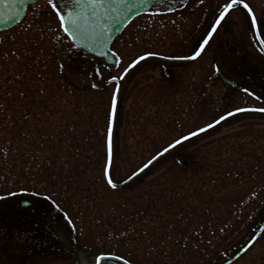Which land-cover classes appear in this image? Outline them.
Segmentation results:
<instances>
[{
    "label": "rangeland",
    "instance_id": "374dc122",
    "mask_svg": "<svg viewBox=\"0 0 264 264\" xmlns=\"http://www.w3.org/2000/svg\"><path fill=\"white\" fill-rule=\"evenodd\" d=\"M223 2L205 0L200 9L190 12L144 14L133 20L111 47L121 60L118 68H108L93 58H85L81 62L75 60L76 49L69 50L71 42L60 29L55 15L50 13L47 0H38L29 6L19 25L0 32V118H10L5 122L0 119V195L19 192L21 187L41 193L38 197H27L31 201L28 207L21 206L25 198L22 195L0 202V248L5 243L7 232L4 218L12 216L14 227H17V230H12L15 236L8 242L12 256L8 259L1 256L0 264H81L82 259L90 263L95 261V253L108 251L128 259L136 257V262L131 261L134 264H154L143 257L146 246L143 241L151 238L149 234L167 236L168 230H140L138 215L135 219L138 223L132 220L133 227L130 228L133 206L129 204L138 201L141 211L148 207L144 205L143 197H138L142 183L152 181L166 166L173 164V156L183 152H201L206 156L219 149L222 157L215 159V164L220 165L230 157L232 160L228 166L241 161L236 168L243 171L245 179L241 181L242 185L236 184L219 196L214 191L207 201L216 208L225 207L231 211L243 207V213H247V218L251 217L248 220L253 224L251 230H255L257 219L264 221V182L259 180L257 185L251 182L255 169L261 168L264 172V113L243 112L228 117L216 127L178 145L130 182V192L107 190L102 180L103 159L100 153L93 155L92 152L87 156L85 167L79 169L84 170L79 175L73 170L78 154L72 145L82 138L76 133L79 119L73 114L77 109L75 87L89 92L88 97H92V90L98 88L109 110L110 93L115 84H107V79L124 74V69L146 52L158 55L134 67L123 80L118 99L113 127V164L110 168V172L114 169L116 182L126 180L176 139L204 127L221 114L236 107H264V54L258 51V41L254 43L255 37L241 7L222 22L197 60L168 62L161 58L190 54L205 35L213 13ZM245 2L253 9L258 22L264 19V0ZM260 37L264 40V28L260 29ZM227 44L241 54L230 52ZM214 65L238 86L225 85L214 71ZM96 69H99L100 76L95 75ZM93 83H98L99 87L93 88ZM203 84L205 96L201 91ZM243 88H248L261 99L247 95ZM92 105L83 109L85 120L80 123L82 126L90 124L96 133L106 127V118L101 114L93 115ZM26 111L30 114L25 118L22 112ZM38 113L39 118L34 117ZM102 139L104 141L103 131L91 137V141ZM248 165L256 167L249 172ZM174 167L171 172L176 174ZM98 176L102 181L97 179ZM207 182L217 181L210 178ZM258 189L255 198L240 200V196H249ZM145 191L143 188L142 194ZM49 194L72 217L76 225L74 233L62 215L42 198ZM192 196L183 217V212H177L179 208L166 210L164 204H154L149 209L153 214L147 224L166 213L172 215L174 222L184 218L186 230L182 234L172 231L169 237L180 239L186 236L191 241L197 224L209 217L203 210L206 205ZM127 199L133 201L126 209L118 206L126 204ZM115 204L118 207L116 215L112 216L111 208ZM92 205L96 207L93 209ZM256 208L259 210L253 215ZM52 214L55 219H52ZM212 217L219 221L226 218L236 221L227 214L223 218L219 209ZM108 219L118 223L119 232L113 226L105 225L109 223ZM33 221L41 226L49 224L58 241L49 238L43 243L40 233L34 231ZM42 231L41 228L39 232ZM125 231L128 232L126 238L122 235ZM249 232L252 231L249 229ZM243 236V231L239 230L229 238L237 242ZM114 237H119V243L114 241ZM202 237H196L199 246L188 253L195 264H202L200 258L209 254L202 245ZM218 237V233H212L213 245ZM245 253L237 264H251L264 259V238H258Z\"/></svg>",
    "mask_w": 264,
    "mask_h": 264
},
{
    "label": "trees",
    "instance_id": "16d2710c",
    "mask_svg": "<svg viewBox=\"0 0 264 264\" xmlns=\"http://www.w3.org/2000/svg\"><path fill=\"white\" fill-rule=\"evenodd\" d=\"M77 54L75 60H78L80 62L85 61L84 59L86 58V55L84 53H81L79 55ZM75 91L76 95L74 96V98H76L75 105L77 106V109L73 111V114L79 119L78 125L76 126V133L77 135H79V137L81 136L82 138L77 140L72 145V149H74L75 154H78V157L76 159L77 163H75V166H73V170L78 175L82 173L84 168L81 171H79V169L82 166L85 167V161L87 159V156L93 152V155H95L96 153L101 154L103 159V171L106 159V135L108 127L109 110H107L104 96L102 92H99L100 90H98V88L92 90V97H88L89 92H87L86 90H82V88H80L79 86L75 87ZM95 99L99 101L94 102ZM90 105H92V108L94 110V112L92 111L93 115L96 114L97 116V114H101L106 118V127L102 130L99 129L96 133H94L95 128L93 126H90V124H87V126H82L80 123L85 120L83 116L85 112L83 109ZM29 114L30 111L22 112V116L25 118ZM38 115L39 113L34 114V117L39 118ZM0 119L5 122L8 121L10 118L8 119V117L5 116ZM102 131L104 134V141L103 139L98 142L91 141L92 136L100 135ZM219 152V149L213 150L206 156H203L201 152L195 154H188L184 152L179 153L173 156L172 165L166 166L165 170L161 171L158 175L154 176L152 181L142 183L143 186L138 192V197H143L142 200L144 201V205L148 207H144V210L141 211L142 206L138 201L129 204L133 206V210H131L132 213H130L129 218L131 220L129 227H133V224H131L133 222L132 220H135L138 215L139 223L138 221H135L139 224L140 230H144L145 232H161L163 230H168L166 233L167 236H163L162 234L158 236H155V234H149L151 238H148L143 241V243L146 245L145 250L143 251V254H145L143 256L144 259L152 260L154 264H195L193 263L191 258H189L190 256L188 255V253L199 246L196 237L201 235L203 236L201 238L202 245L209 254L205 258H200V263L214 264L215 262H217L215 264H219L221 254H226L227 260L230 261V264H237L241 259L245 257L244 255H246L247 253L244 252L239 257L235 258L236 255L241 252V248L244 244V241L248 239V235L251 233L249 232V229L250 231H253L251 230V226L253 224L252 222L248 223V220L250 218H247V213H243V207H238L237 209L231 211L225 207L216 208L210 205V203L207 201V198L211 197L214 191H216L217 195L219 196L221 192L229 191L231 188H233V186H236V184L242 185L241 181L245 179L243 178V171L240 172L236 168L237 164L240 166L241 161H236L232 166H228L229 162L232 160L230 157V159H225V161L222 162V164L220 165L215 164L214 160H220V158L222 157L221 155H219ZM201 154L203 157L201 156ZM173 165L175 166L174 168L177 169L176 174L171 172V168ZM226 166H228V168H226ZM255 167L256 166L252 167L248 165V171L250 170L249 172H251L253 169H255ZM255 170L256 172L252 173L251 175V182L257 185L259 180H261L263 183L264 172H261V168L259 170ZM211 171L215 173H212ZM210 178L217 182L210 184L209 182H207ZM97 179L102 181L101 177L99 176L97 177ZM90 188H92V185H90ZM143 188L146 189L144 194L147 197L142 194ZM259 189L261 190V188ZM259 189L257 191H254L256 195L259 193ZM107 190L109 189L107 188ZM129 190L130 187L128 184L124 187H119L113 192H125ZM206 194L208 196H206ZM192 195H194L196 199L199 198L200 203L206 205L203 210H205L206 213H208L207 215L209 216L206 217L201 224H197L195 231L193 230L194 236L192 240L194 241H192L191 239V241H188L186 236H183L180 239H172L169 237V233L172 231L181 232L182 234L186 230V226L183 224L184 218H179L178 220H176V222H174L175 220H172V215L170 213H166L159 215L158 218L156 217V221H154L153 223L147 224V222L152 219L151 215L153 214L150 213L149 209H151V207H153V205L157 203L164 204V208H166V210H175L179 208L177 212H183V215L181 216L183 217L185 209L189 207V203L191 202V199L189 198ZM250 195H246L245 197L242 195L240 196V200H251L256 197H253L252 193H250ZM131 201L133 200L131 199ZM131 201L127 199L126 204L118 206L126 209L128 207V203H130ZM92 206L93 209L96 207L94 205ZM118 206L115 204L111 208L112 216L116 213V208ZM218 209L220 210V213L223 218H225L224 216L227 214L230 218H236V221L231 222L227 220V218L223 221H219L213 218L212 215L217 212ZM258 210V208L254 209L253 215ZM108 217L110 216L108 215ZM108 220L109 223L107 222V224L105 225L108 227L113 226L115 230L119 232L118 223L111 222L110 219ZM221 229H223V231H221ZM239 230L243 231L244 236L237 242L230 240V235L238 232ZM212 233H218L219 235L218 239L216 240L217 243H215L214 245L210 239ZM233 243L235 244L233 245ZM152 249L156 250V252H154ZM169 249L172 250L168 251ZM160 250L162 251L159 252ZM233 253H235V255H233ZM128 255L129 253H127V256ZM124 258L128 259V257L126 256ZM130 260L136 262L138 259H136V257H133L130 258ZM205 260L207 262L203 263V261ZM251 264H264V259L262 258L259 260H255Z\"/></svg>",
    "mask_w": 264,
    "mask_h": 264
},
{
    "label": "snow or ice",
    "instance_id": "6c2138e0",
    "mask_svg": "<svg viewBox=\"0 0 264 264\" xmlns=\"http://www.w3.org/2000/svg\"><path fill=\"white\" fill-rule=\"evenodd\" d=\"M180 2L184 6L187 5V0H180ZM203 2L204 0H198V3L200 4ZM17 3L22 4L24 3V0H0V22L7 23L8 21L15 20L16 17L19 16V12L17 11L15 15H9L8 21L3 20L2 9L5 7H14ZM147 3L148 0H47V6L50 13L55 15L60 29H62L67 38L72 41L69 50L72 48H88L89 45H96V47H92L90 50L98 53V55L102 57H105L108 53H106L103 48L99 47V45H106L107 35H109L114 29L118 30L120 23L126 20L133 11H135L136 15H140V8ZM175 3L176 0H172V4L175 5ZM237 7H241L242 10L245 11V15L248 18L250 32L255 37L254 43L255 41H259L260 46L258 51L264 54V40L260 39V29L264 28V19H261L258 22L257 17L253 13V9L245 2V0H224V2L217 8L216 12L213 13V19L209 21L205 35L196 43L190 54L164 56L162 59L195 61L200 58L205 51V46L209 44V40L212 38L213 34L217 32L222 22H225L226 18ZM174 10V7H169L168 9L169 12ZM150 14L156 15L157 13L153 12ZM112 55H115V53H112ZM157 55L158 54L155 52H146L143 55L138 56L124 69V74H127L128 70L140 61ZM213 68L215 72L219 73L220 69L218 66L214 65ZM124 74L120 76L112 75L106 81L109 85L115 84V87L110 93V109L108 113L106 135V159L102 171V180L111 191L117 190L120 184L125 183V181H114V169L111 174L109 171L113 164V127L117 118L120 81L123 79ZM95 75L100 76L99 69L95 70ZM91 86L97 88L99 87V84L93 83ZM242 91L249 96H253L256 100L261 99L260 96L255 95V93L251 92L248 88H243ZM243 112L264 113V107H236L229 110L225 114H221L213 122L206 124L204 127L176 139L169 145V148H174L176 145H180L183 141L198 136L200 133L206 132L208 129L214 128L217 124H220L221 121L228 119V117ZM169 148H165L164 151L168 152ZM149 163H151V161H149ZM146 167H148L147 164L144 165V168ZM140 171H143V168L140 169ZM136 175H138V173H133L128 179L131 180ZM18 195L25 197L22 200V203L27 205L31 203L27 197H38L41 196V193L30 191L26 187H21L19 192L10 191L4 195H0V202L7 200L9 197H16ZM252 196L255 197L256 193L253 192ZM42 198L49 201L52 209L62 215L63 219L67 222L69 229L74 233L76 231V225L74 224L72 217L61 209L60 205L56 203L50 194L44 195ZM255 224V230H253L249 238L244 241L241 248V251L243 252L248 251L258 238H264V221L257 219ZM221 231H223V229H221ZM122 235L126 238L128 232L125 231ZM113 239L116 243H119V237H114ZM94 255V264H101L102 261H107L109 258L115 259L116 264H121V261L122 264H131L130 259H125L123 256H120L113 251L98 252ZM233 255H235V253H233ZM219 264H230V261L227 260L226 254H221Z\"/></svg>",
    "mask_w": 264,
    "mask_h": 264
},
{
    "label": "water",
    "instance_id": "95a60500",
    "mask_svg": "<svg viewBox=\"0 0 264 264\" xmlns=\"http://www.w3.org/2000/svg\"><path fill=\"white\" fill-rule=\"evenodd\" d=\"M38 0H24V3L20 4V3H17L14 7H5L2 9V13H3V20L5 21H8V17L9 15H15V13L18 11L19 12V16L16 17L15 20H12V21H8L7 23H4V22H0V32L1 31H5V30H8L14 26H16L17 24H19L23 18L25 17L26 15V12H27V8L30 4H33L35 2H37ZM155 2V0H148V3L145 5V6H142L140 8V12L141 14L144 13L145 11H148L151 6L153 5V3ZM181 4V3H180ZM140 14V15H141ZM137 16L139 15H136L135 14V11H133V13H131L129 15V17L122 21L120 23V25L118 26V30H113L111 31V33L109 35H107L106 37V40H107V43L106 45L105 44H100L99 47L103 48V50L108 53L105 57H102L100 55H98V53L96 52H93L91 51L90 49L92 47H96V45H89L88 48H81V50H84L86 51L87 53L91 54V55H94L98 58H102L104 59L105 63L109 66H115L117 67L120 63V60L119 58L116 56V55H112L111 52H109L110 50V47H111V44L113 42V40L124 30V28L134 19L136 18ZM238 54L240 53L239 51L237 52ZM118 61V63H117ZM131 69V68H130ZM219 76H220V79L222 80V82H224L225 84L229 85V86H232V87H236L237 84L230 80L227 76H225L222 72H219ZM171 148H169L170 150ZM168 150V151H169ZM165 153L167 152H162L161 154H159L157 157H155L153 160H151V163H148L147 165L150 166L152 163H154L157 159H159L162 155H164ZM147 168V167H146ZM143 167V171L146 169ZM142 169V168H141ZM143 171H138L136 173H138V175L143 172ZM136 175V176H138ZM136 176H134L132 179H134ZM131 179V180H132ZM131 180L127 179L125 181V183H122L120 184V186H123L127 183H129ZM105 262H109V263H113V264H116V261L115 259L113 258H109L107 261H102L101 264L105 263ZM121 264H122V261H121Z\"/></svg>",
    "mask_w": 264,
    "mask_h": 264
},
{
    "label": "flooded vegetation",
    "instance_id": "af4514ba",
    "mask_svg": "<svg viewBox=\"0 0 264 264\" xmlns=\"http://www.w3.org/2000/svg\"><path fill=\"white\" fill-rule=\"evenodd\" d=\"M180 3H181L180 0H176L175 5L172 4V0H155V2L152 5L151 10L148 13H146V14H150V13H153V12H155L157 14H159V13L172 14V13H176V12H178V13L190 12L192 10H196V8L200 9L201 5L205 3V0H204V2L202 4L198 3V0H187V5L186 6H184L183 4L180 5ZM169 7H174L175 10L172 11V12H169L168 11ZM253 13H254V11H253ZM254 15H255V13H254ZM228 49L232 50V49H234V47L228 45ZM230 52H233V51H230ZM201 91H202V94L204 96V84L202 85ZM52 219H55V215L54 214H52ZM3 223H5V225H6L7 232L4 235V238H6L5 239V243L0 248V257L2 256V257H5V258L8 259V257L12 256V254L10 252L11 249L8 248V246L10 245L8 242H10V239L11 238L13 239V237L15 236V234H13L12 230L13 229L17 230V227L16 226L14 227L13 217L12 216L10 217L9 215L4 218ZM32 226L34 227V231L35 232L38 231V233H40L39 234V238L42 239L43 243L49 241L48 240L49 238H53L54 241H58L56 234L51 232V228H50L49 224H46V226L45 225L41 226V224H38L37 221L36 222L33 221L32 222ZM18 227L24 229V227H26V225H24V227H20V226H18ZM41 228H42L43 231L39 232V230H41ZM37 243L38 242H35L34 244H37Z\"/></svg>",
    "mask_w": 264,
    "mask_h": 264
},
{
    "label": "bare ground",
    "instance_id": "6f19581e",
    "mask_svg": "<svg viewBox=\"0 0 264 264\" xmlns=\"http://www.w3.org/2000/svg\"><path fill=\"white\" fill-rule=\"evenodd\" d=\"M81 261H82L81 264H93L94 263V260H92L90 263L86 262V260L84 259H82Z\"/></svg>",
    "mask_w": 264,
    "mask_h": 264
}]
</instances>
